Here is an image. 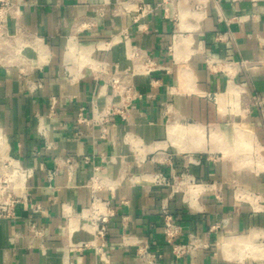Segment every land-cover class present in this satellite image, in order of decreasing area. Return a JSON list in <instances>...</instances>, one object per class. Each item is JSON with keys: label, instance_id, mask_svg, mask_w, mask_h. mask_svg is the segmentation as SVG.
<instances>
[{"label": "crops", "instance_id": "obj_1", "mask_svg": "<svg viewBox=\"0 0 264 264\" xmlns=\"http://www.w3.org/2000/svg\"><path fill=\"white\" fill-rule=\"evenodd\" d=\"M14 2L8 30L35 51L0 52V178L6 158L30 174L15 190L18 204L0 219V264H149L137 255L142 245L150 264H257L233 250L264 245V0ZM123 33L157 70L134 79L140 97L126 121L115 115L101 127L78 124L79 113L90 117L117 101L91 65L126 70ZM207 59L229 66L208 67ZM165 108L170 123L207 134L169 136ZM232 153L250 166L233 164ZM82 155L99 169L93 185L91 165L69 173L62 164ZM183 155L195 163L183 165ZM47 171L56 172L52 181ZM172 173L206 187L194 186L189 198L171 193L155 178L168 182ZM93 197L115 213L102 242L80 217ZM163 211L178 232L174 245L192 249L173 251Z\"/></svg>", "mask_w": 264, "mask_h": 264}, {"label": "built area", "instance_id": "obj_2", "mask_svg": "<svg viewBox=\"0 0 264 264\" xmlns=\"http://www.w3.org/2000/svg\"><path fill=\"white\" fill-rule=\"evenodd\" d=\"M137 10L140 11L141 9L138 8ZM15 11L16 9L14 0H0V52L6 53L9 56L16 54L20 57L21 49L23 47L22 45L21 47L12 48L13 51H9L10 48L7 46L8 39H16V34L9 32L7 27L8 20L13 15H15ZM125 34L126 33H123V35H121L122 38L120 42L124 45L126 59L130 64L126 70L120 71L116 66L114 69H111L108 64L100 62H95L93 65H91L95 71L96 79L105 76L108 78V85L111 88V94L117 99V101L109 103L103 112L94 111V114H92L90 117H84L82 113H79L77 117L78 124L89 125L92 127H101L105 124H108L110 122V118L115 115L119 116L122 121H126L132 102L140 97V95H137V93L133 90L134 85L130 81V77H134L135 75L149 77L154 71L157 70L155 61L145 51L130 44L129 40L127 39V35ZM116 39L117 37L113 38V40ZM206 63L208 67L220 65V69L223 65L229 66V63L218 64L212 59H207ZM252 99L258 104H261V100L255 96ZM80 162L92 166V170L95 175H93L90 182L93 185L97 180L96 173L99 171V169L93 165L92 158L82 155L78 160L66 159L62 162V164L70 173ZM194 163L195 161H193L191 164ZM2 166L3 170L6 171V174L4 177L0 178V219L8 217L9 211L12 209V207L18 204L19 198L16 196L15 190L24 183L25 178L28 174H30L22 170L18 163L10 158L4 159L2 161ZM173 174L174 173H172L171 179L168 182L167 179L161 175H157L155 181L157 183L181 185L189 188L196 186V183H201V181L196 180L195 178H186L183 175L177 177ZM55 175V171L46 172L48 181H52ZM20 178L22 179L21 182H19ZM201 186L206 187V184ZM163 213L165 214V211H163ZM114 216L115 213L111 204L108 201L97 197L92 198L88 214L85 215V213L82 212L80 215V217L85 220L83 229L92 235L94 242L103 241L106 234V225L109 219ZM164 222V235L168 239V242L174 245L173 240L178 234L177 229L173 225L169 215H164ZM89 246V243H82V247ZM192 247L193 246L191 245H189L187 248L174 245L173 251L176 254H182L184 251L192 249ZM137 255L145 262L149 264L151 263V261L148 260L150 257L148 246L142 245L139 247L137 249Z\"/></svg>", "mask_w": 264, "mask_h": 264}, {"label": "rangeland", "instance_id": "obj_3", "mask_svg": "<svg viewBox=\"0 0 264 264\" xmlns=\"http://www.w3.org/2000/svg\"><path fill=\"white\" fill-rule=\"evenodd\" d=\"M17 40H18V38H16V39H10V40L8 39L7 40V46L10 48L9 51H13L12 48L21 47V45L23 46L22 49H21V53H23V51H26V50L35 51V49H34V46L35 45L33 43H23L22 44V43L18 42ZM24 60H25V62H29V60H27L26 58H24ZM100 63H106V62L105 61H100ZM115 66H113V69H114ZM129 66H130V64H129ZM120 71H123V70H120ZM138 77H146V76H143V75H135L134 77H130V81L133 83V85H134V79L135 78H138ZM232 85H234V84H232ZM133 90L137 93V91L135 89V86H134ZM137 95H139V94L137 93ZM230 98H233V97L231 96ZM238 98H239V95L237 96V99ZM137 99H139V98H137ZM163 111L166 112V115L164 117L166 120H167V117L166 116H168V123L167 124L168 125L169 124L170 125L176 124V123H170L169 122L170 121V115H169V113H167L166 108ZM207 131L208 130L205 129L203 131V134H207ZM181 159L183 161V165H187V166L188 165H191V163L193 161H195V159H193L192 157H189L187 155L181 156ZM230 159L233 161V164L237 162L236 164L239 167H246V166L249 165L248 163L251 162V160L247 159L245 156H240L237 153H232L230 155ZM170 160H171V164H170L171 166L170 167H173V169H174V167L176 166V164L173 163V157H170ZM172 164H174V165H172ZM121 173L128 176V172L127 171H123ZM203 184L204 183L201 182V183H196L195 185H203ZM169 189H170L171 193H174V194L175 193L186 194L185 196L187 198H189L190 196L193 197V192L195 191L194 190L195 189L194 186H192L191 188H189V187H184V186H181V185H170V188ZM204 189H205V187H204ZM197 193L198 192H196V194ZM196 194H195V196H196ZM251 245L254 247V249L252 247L249 248V249H246L243 246H238L239 248L236 251L233 250V253L236 255V257L237 256H243L244 262H247V261L248 262H251L253 260L257 264H261V263L263 264L264 263V245L262 243L257 242V241H253ZM261 245H263V246H261ZM258 247L261 248V251H262V255L261 256L258 255V253L260 252V251H258L259 250Z\"/></svg>", "mask_w": 264, "mask_h": 264}, {"label": "bare ground", "instance_id": "obj_4", "mask_svg": "<svg viewBox=\"0 0 264 264\" xmlns=\"http://www.w3.org/2000/svg\"><path fill=\"white\" fill-rule=\"evenodd\" d=\"M69 48H70L69 49L70 52H73L74 51L73 45H70ZM234 91H235V88L231 85L229 87V90H228V93H227L226 96H228L230 93H232ZM168 131H169V136L170 135H173V134H176V133H179V132H181V133H189L190 135H195L197 138L203 136V130H202V128H198V127L182 128L179 125H172L169 128ZM193 205H194V203H193ZM251 234H252V232H249L246 236H249V238H251L250 240L253 241L254 240L253 237H255V236H252ZM247 239H248V237L240 238V239H238V241L247 240ZM221 249L226 254V249H227L226 242H223V244L221 245ZM226 256H227L228 259L231 258V256L229 254L228 255L226 254Z\"/></svg>", "mask_w": 264, "mask_h": 264}]
</instances>
